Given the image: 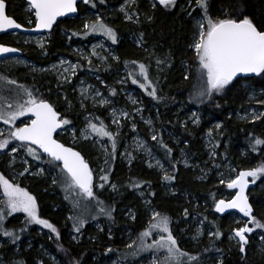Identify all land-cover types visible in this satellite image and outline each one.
<instances>
[{
  "label": "trees",
  "instance_id": "obj_1",
  "mask_svg": "<svg viewBox=\"0 0 264 264\" xmlns=\"http://www.w3.org/2000/svg\"><path fill=\"white\" fill-rule=\"evenodd\" d=\"M124 1L104 0V3L101 4L100 0H92L95 7L91 5H80L79 14L84 13L85 10H91L98 14L105 24L116 31L118 43L115 45V48L118 53L119 60L117 65L119 67L128 71L135 68L134 65L130 64L131 61L144 63L149 67V75L153 83H157L158 95L162 99L159 102L154 101L137 85L134 87L144 97L147 107L154 105L156 108L157 114L153 112L154 110H149V114L155 121V131L158 139L162 140L168 148L172 149L171 156L165 155V150L160 148L157 141L150 142V146L160 160L170 166L175 179L171 182H166L162 178L158 179L134 160L126 170L123 165L116 161V157L115 159H111L110 164L106 168L109 169V180H113L118 184L121 190L120 196L114 200H105L102 198L100 200L106 206L114 208V211H112V219L106 217L111 222L114 233L111 235L110 240H108L104 236L100 237L91 231L89 234L97 236L96 240H86L84 235L78 243H74L69 235L73 232V220H70L69 217L75 216V214L79 215L80 209L74 208L72 202L63 196L55 200L47 191L49 189V180L47 178L27 177L22 181L21 187H26V190L36 198L39 216L47 219L57 227L60 233V239L57 240L52 233L47 229L41 228L39 225H29L26 231H19L25 227V218L22 220V223L18 224V220L24 215L15 213L12 216L6 217L5 226L9 230L16 232L20 236L19 240H27L32 246L31 249L25 252L22 251L19 255L16 252L10 264H15L17 261H23V264H32L34 258L39 257L42 252L37 247L54 256L60 264H69L70 260H80L81 264H94L93 261L96 257L106 256L105 252L107 248L113 249L107 255L118 256L121 260L133 259V256L120 257L119 255L120 249L117 248V244L120 214L117 212V209L119 206L125 205L135 212L134 221L132 223L126 222V226L136 234H139L145 228L148 218L143 206L134 195L137 189L129 187L131 181L145 182L141 188L145 185L149 187L146 195L157 211L170 218V226L172 229L174 227L172 225L174 210L177 209L178 211L185 205L183 199L179 198V196L164 195L161 187L164 184H171L180 195L187 192L198 203L204 202L210 210H213L218 192L221 189H225V187L215 185L214 173L208 168L207 157L201 142L203 132L207 130L212 120L221 122L224 138L228 145V159L238 171L255 168L264 163V144L256 146L255 150H253L254 140L256 138L264 139V117H260L258 120L252 122L237 121L232 117H228L229 113L242 110L249 103L247 90L242 87V82H247L254 89L264 92V77L246 80L238 79L224 93L214 96L211 101H205L204 103L196 102L193 92L198 84V80L195 57L189 49V45L195 32L191 20L195 15L200 14L202 16V11L196 6L195 0H191L195 7L191 15H188V0H178L177 6L170 13L159 8L152 9V3L148 0H136V3L128 9L131 14L136 13L133 17H139V21L136 23L123 22L119 13H117L116 7ZM4 2L6 3L7 15L27 27L26 22L31 14L25 11V1L4 0ZM230 4H235L236 8L246 12L258 27H264V0H208L209 13L212 18H219L221 16V9L226 8ZM149 16L152 17L151 20L147 18ZM81 24L82 22L77 19L58 22L49 33V39L44 47L45 57L42 58L41 52H31L28 48L17 46L4 35L0 36V44L18 47L23 51V56L27 59L38 65H46L54 61L57 57L68 54L66 40L61 36L60 32L64 30L65 32L70 31L71 33L77 32L78 35L85 34V31H80V28H82ZM131 34L138 39L140 47H135L128 42L127 37ZM141 34H143L142 40ZM165 56L168 57V61L164 64L157 65V58L164 59ZM126 62H129L128 67L125 66ZM156 67L159 70L155 71ZM79 68L80 70L82 69L81 65H79ZM4 74L6 76H2L17 77L18 81L22 77L20 71H10ZM101 75L109 83L107 75L102 73ZM186 75L189 77L188 79L184 78ZM196 108L200 112V123L196 127L189 125L182 127L180 121L184 117L183 113L190 112L191 109ZM55 109L60 112L59 106ZM262 109L264 112V104L262 105ZM90 114L94 118H98L97 113L92 114L90 112ZM157 117L160 122L159 125L155 120ZM95 121L98 122V119H95ZM75 124L79 127V121H75ZM162 128L171 131L180 139L178 146H175L172 141L164 137ZM56 139L64 145H68L63 136L57 135ZM85 144L84 146L88 145L87 143ZM118 145L119 140L117 139V147ZM84 148L86 151L87 147ZM177 149H184L185 152H188L194 157L196 162L205 168L207 173L204 181L196 180L195 174L190 169H185L175 163V158L178 153ZM242 149L246 150L244 156H242ZM85 153L81 152L91 165L92 161L88 159V155ZM173 164H175V168L172 167ZM261 179L264 181V177H261ZM97 184L98 182L94 183V185ZM52 203L68 207L70 209V214L67 215L68 217L64 214V210L63 212L61 209L53 211L50 207ZM250 203L253 207L254 215L264 222V210L262 207L264 203V186L261 190L252 192ZM81 206L85 207L86 205L82 204ZM91 208L90 213L97 215L98 209L96 206ZM190 213L201 217L212 228L213 233L219 231L221 236L219 239L214 235L211 238H207L205 233L202 232L195 243L181 241L179 246L183 251L197 256L199 261L207 256L221 255V259L215 261L214 264H220V261H223V264H264V254L257 249L256 239H250L245 247L244 253H241L237 246H233L227 241V233L238 226L229 222L228 215L223 217L217 216V218L209 215L210 212L204 213L203 210L199 209L197 211L190 210ZM100 217L105 216L99 215ZM91 221L93 220L88 219L86 225L81 230L84 234L87 232V225ZM40 230L48 233L49 237L39 235L38 231ZM2 239L7 241V243L3 246V249H0V253L6 252L10 254L11 249L15 251V244L19 240L15 244H12L10 239L0 236V240ZM61 248L65 251H62ZM41 264L49 263L43 260ZM192 264H196V262H192Z\"/></svg>",
  "mask_w": 264,
  "mask_h": 264
},
{
  "label": "rangeland",
  "instance_id": "obj_2",
  "mask_svg": "<svg viewBox=\"0 0 264 264\" xmlns=\"http://www.w3.org/2000/svg\"><path fill=\"white\" fill-rule=\"evenodd\" d=\"M148 1L152 3V0ZM121 7H124L128 14L131 15L128 10L130 8L128 6V0H125L123 3L117 6L116 11L119 13L123 22L136 23L133 22L137 19L136 17H133L132 21H129L125 18L124 13L120 11ZM187 8L189 9V13L194 10L195 7L191 0L187 1ZM26 11L29 13L31 12L29 7L26 8ZM97 16L99 15L91 10H85L84 13H80L79 16L75 18L82 22V28H80V31H85L83 25L85 23H92L95 21ZM31 18H33L32 21H34L35 18L33 16ZM200 19H202L200 14L193 16L191 21L193 23L194 29L196 22ZM29 20L30 19L27 21V27H32L34 23H29ZM60 33L61 36L66 40L68 54L59 56L54 61L49 62L46 65L35 64L33 61L27 59L24 56L0 60V77H3L5 80L12 79L17 82L16 85H6L3 81H0V108H5V110H7L5 107L6 102L15 103L14 97L18 91L17 85H22L25 88L31 90L35 96L45 99L46 101L53 104L55 108L59 106V113L61 114V117L71 120L72 123L65 125L58 135L64 137L68 146H71L80 152H86L85 154L88 155V159L92 161V164L89 165L94 173L93 183L98 182L97 187L94 188V191L96 192L99 200L100 198L105 200L117 199L120 196L121 190L118 184L113 180H109V183L106 184L103 189L98 187V185L102 183V181L99 179L100 175L102 174L101 169L106 168L110 164V161L107 165L105 164V154L102 151L100 144H96L94 146L92 140H84L81 138L80 133L86 127L88 120H92L97 124H99V121H103L110 131L113 133H118L117 139L119 140V145L117 147V153L115 157L116 161L123 165L126 170L131 166L132 161L134 160L137 164L142 166L146 171L151 172L158 179L163 177L165 171H167L169 174H172L170 166L161 161L150 146V142H156L151 139L152 134L157 133L155 131V121L149 114V110H154L153 112L157 114L156 108L154 105H150L149 107L146 106L144 97L138 93V90L136 87H134L136 85H133L131 80L127 79L128 70L117 65L119 58L115 48L116 44H112L110 40H107L105 37L100 36L99 34H81L73 36L70 31L65 32L64 30H62ZM4 36L10 39L13 44L23 48H28L31 52H41V58L45 57L44 47L46 46L47 40L49 39V34L22 35L19 33H13ZM127 38L129 43L135 47H140V42L133 34L129 35ZM39 41H43V48L38 46ZM93 50H95L97 55H92ZM113 57H116L117 59H113ZM89 60L91 63H89ZM61 61H65L66 63L61 65ZM69 64L78 65L75 75H72L71 73H65L71 82L66 83L63 79L58 80L57 77L59 76L60 72L64 67H68ZM79 65L82 67L81 70ZM53 66L56 67L54 68ZM33 69H35V71H33ZM157 70H159L158 67H156L155 71ZM10 71H20V75H22L20 81H18L17 77H5L6 75L4 73H9ZM101 73L107 75L109 83L104 80ZM241 85L247 90L249 103L244 109L237 110L234 113H229L228 117H232L237 121H256L258 119H254V116L260 112H263V104H260L258 101L264 100V92L254 89L247 82H242ZM82 89H87V98L81 95ZM112 91H115V95L111 94ZM97 92H99V96L96 95ZM101 100H107L109 103L101 105ZM132 100H135L136 103H132ZM137 109H139V111H137ZM113 110L116 111L118 116H120L121 112L128 113L126 117L120 116L119 127L113 123ZM90 112H92V114H98V122L93 119L94 117L90 114ZM193 113L197 114L200 123L199 109H191L190 112L183 113L184 117L180 121L181 126L183 125L182 127H185L186 125L196 127V125H198L193 123ZM155 120L159 125L160 122L158 121V117ZM75 121H79V127H77L78 125L75 124ZM146 121H151V125H148ZM27 122H29V117L22 116L15 121L13 128L22 127ZM218 124L220 125L219 128L216 127ZM134 126L135 131L133 130ZM0 131H2L4 133V137H6L9 131L8 125L0 122ZM209 131L212 133L211 136L208 135ZM162 132L165 138H168V140L172 141L175 146H178L180 139L177 136L165 128H162ZM4 137H0V139H3ZM201 142L207 157L206 160L208 168L214 173V179L216 183L215 185L225 187V189H221L218 192L216 200L228 199L234 194V192H231L226 188L225 185L221 184L220 180L234 178L235 175H237L238 170L228 159V145L224 138V131L221 122L212 120L207 130L203 132ZM85 143L88 145L84 146L86 145ZM102 143L108 148V151L110 152V143L106 139ZM138 143H142L144 148L137 150ZM16 145H18V143L12 141L7 149L0 151V175H3L11 183L17 184L20 187L22 181L27 177L47 178L49 180V189H47L48 193L53 196L55 200H58L62 196L65 197V192L63 191L62 186L59 184H55L54 186L52 183L53 176L57 175L59 170L53 169L52 165L48 163L32 160L31 157L25 154L23 149H20L17 153L9 155L8 153L11 152V148ZM84 147H87L86 151ZM177 151L178 153L175 158V163L185 169H190V171L195 174L196 180L204 181L205 175L207 173L205 168L196 162L194 157L188 152H185L184 149H177ZM241 151L242 156H244L246 154V150L242 149ZM213 152L214 155H211ZM125 153H131L134 159L129 161ZM13 159H15V163L11 164L10 162ZM43 159L45 161L48 160L46 158ZM25 160L28 161L27 164L24 163ZM157 161H159V164H157ZM87 162L89 163V161ZM149 164L153 165V167H149ZM185 164H187V166H185ZM161 165L163 166L162 168ZM25 167H27L29 171L24 175H20ZM39 169L44 170L42 174H32L38 172ZM232 169H235L236 171H232ZM113 184L117 186V190L115 191H113L111 188V185ZM263 184L264 181L261 178L258 179L255 184H253V188L248 192L249 200L252 197V192L261 190L264 186ZM161 187L164 195H176L184 201L183 203L185 206H182L178 211L177 209L174 210V219L172 222V225L174 226L173 229L169 225L177 241L179 239L178 246L180 245L179 243L181 241H189L190 243L197 242L198 239H192V237L196 235L197 230H199L200 233L204 232L207 238L213 237V235H210V233H213L212 228L206 224L201 217L196 214H191L190 210H203L204 213L210 212L209 215L217 217L214 210L215 207L213 210H210L204 202L198 203L196 199L191 197L187 192H184L180 195V193L177 192L171 184H164ZM24 189L26 190V187ZM147 191H149V187L145 185L143 188L137 189L134 194L147 214L148 219L146 221L145 228L149 223L152 210H156V208H154L151 204V200L146 195ZM141 192L143 195H141ZM0 199H3L2 192H0ZM68 200L71 202L72 198L70 197ZM82 204L86 206L82 207ZM81 205L79 207V214L83 212L87 217V220L91 219V216L94 214L90 213V211L92 210L91 207L96 206L95 201L89 202L84 200L81 202ZM50 207L53 209V211L56 209H61L63 212L64 210V214H66V216L70 214V209L65 205L52 203L50 204ZM262 207L264 210V203ZM185 209H187V213L189 215L187 217L185 216ZM117 212L120 214V218L118 220L119 227L117 244V248L120 249L119 255L120 257L133 256L134 258L121 260L118 256L106 255L96 257L93 263L153 264L156 256H158L160 260H163L165 255L163 251L155 254L149 251L142 252L135 256L131 255V253L134 251V248L129 249L126 247V245L136 240L139 234H136L132 229L128 228L126 226V222L132 223L134 221L132 217H135V212L125 205L119 206ZM17 214L24 215L23 213ZM76 215L77 214H75V216ZM24 218V216H21L18 220V224L22 223ZM257 219L260 220L259 218ZM246 220V217H239L235 214L229 216V222L233 223V225H238L235 228L243 226V222ZM97 225L100 227L98 228ZM87 227L88 229L85 234L83 231H81L79 234L71 232L69 234L70 239L74 243H78L85 235L86 240L94 241L96 240L97 236L89 234L91 231H93L94 233L98 234V236H104L106 239L110 240L109 237H111V235L114 233L111 222L106 217L99 218V215L96 220L89 222ZM249 227H252V225H249ZM101 228L103 231L100 230ZM145 228L143 230H145ZM232 230L227 233V241L233 246H237L239 248L236 239H229V237L233 234ZM38 233L39 235L46 236L47 238L49 237L48 233L43 232L42 230L38 231ZM73 237H76V239H73ZM154 238H157L156 233H153V237L147 239L146 243L151 244ZM248 239L249 241L250 239H256L257 249L264 254V229H256L248 236ZM6 243L7 241H4L3 239L0 240V249H3V246ZM246 246L247 245H245V247ZM31 247V243L27 240H19L18 243L15 244V251L11 249L10 254H7L6 252L0 253V264H10V261L16 252H18L19 255L20 252L28 251L31 249ZM37 248L42 252L39 257L34 258L32 264H41L43 260H46L49 264H60V262H58L54 256L44 252L40 247ZM221 257V255L207 256L199 261V264H214L215 261H219Z\"/></svg>",
  "mask_w": 264,
  "mask_h": 264
},
{
  "label": "snow or ice",
  "instance_id": "obj_3",
  "mask_svg": "<svg viewBox=\"0 0 264 264\" xmlns=\"http://www.w3.org/2000/svg\"><path fill=\"white\" fill-rule=\"evenodd\" d=\"M177 2L178 0H153L151 7L154 10L159 8L170 13L177 6ZM28 3L31 14L35 18L34 21L30 19L29 23H34L35 27L24 29L21 24L6 15V5L4 0H0V32H6L9 29L51 32L58 18L74 14L78 10L77 0H28ZM83 3L95 7L92 0H83ZM100 3H104V0H100ZM135 3L136 0H128L129 7ZM195 4L202 11V19L196 22L195 32L189 45V48L194 53L198 80V84L193 92L195 101L198 103L211 101L214 96L224 93L237 77H250L253 75L264 77V27H258L253 22V19L246 12L236 8L235 4L222 8L219 18H212L210 15L208 0H195ZM120 11L124 13L125 18L129 21H132L133 16L136 15V13L129 15L124 7H121ZM147 18L149 20L152 19L150 16ZM138 21L139 17L137 16V19L133 22ZM83 27L85 35L99 34L110 40L112 44L118 43L116 31L105 24L99 16L96 17L94 22L85 23ZM72 35L75 36L78 33L73 32ZM142 38L143 34H141V40ZM38 46L43 48V41H39ZM19 51V49L14 47L0 45V56ZM92 55H97L95 50H93ZM113 59L117 58L113 57ZM167 61L168 57L165 56L164 59L157 58L156 63L157 65H161ZM65 63V61H61V65ZM89 63H91L90 60ZM128 63L126 62V67H128ZM130 64L134 65L135 68L128 71L127 79H130L133 85H137L152 100L159 102L162 97L158 95L157 83H153L149 75V67L137 61H131ZM53 67L55 68L56 66ZM77 67L78 65L72 64L64 67L57 77L58 80L63 79L64 82L70 83L71 81L65 73L75 75ZM184 78L188 79L189 77L186 75ZM0 81H3L6 85L17 84L15 80H5L3 77H0ZM17 88L18 91L14 97L15 103L6 102L5 107L7 110L0 108V122L9 127L6 137L0 131V137H4L0 139V151L7 149L12 141L19 142L18 145L11 148V152L8 153L9 155L23 149L25 154L31 157L32 160L52 165L53 169L59 170L58 174L53 176L52 183L62 186L65 192V199L71 197L74 208H79L81 202L84 200L89 202L95 201L98 215L112 219L114 208L106 206L103 201L98 199L94 191V188L97 187L93 183L94 173L87 160L80 151L65 146L55 138L58 130L62 129L65 125L71 124L72 121L62 118L53 104L43 98H38L31 90L22 85H17ZM111 94L115 95V91H112ZM81 95L87 98V89H82ZM96 95L99 96V92ZM258 102L264 104V100ZM100 103L104 105L109 103V101L101 100ZM132 103H136V101L132 100ZM127 115L128 113L126 112L120 113V116L126 117ZM22 116H28L29 122L25 123L23 127L13 128L15 121ZM112 116L113 123L119 127L120 116L116 114L115 110H113ZM260 117H264V112L256 114L254 119H259ZM192 119L193 123L199 124V118L196 113L192 114ZM146 123L151 125L152 122L146 121ZM216 127L219 128L220 125L218 124ZM133 130L135 131V126ZM117 135L118 133L110 131L103 121L97 124L92 120H88L86 127L80 133L82 139L92 140L94 146L100 144L105 154L106 165L111 159H115ZM208 135H212L211 131H209ZM105 139L110 143V152L102 143ZM151 139L157 141L160 148L165 150L166 156H171L172 149L168 148L162 140L158 139L157 134L153 133ZM262 144H264V139L256 138L253 150H255L256 146ZM143 148L144 145L138 143L137 150ZM125 155L129 161L134 159L131 153H125ZM211 155H214V152ZM44 156L48 157L47 161L43 159ZM10 163L14 164L15 159ZM24 163L27 164L28 161L25 160ZM157 164H159V161H157ZM149 167H153V165L149 164ZM172 167L175 168V164ZM28 171L29 169L25 167L20 175H24ZM43 171V169H39L38 172L32 174L40 175ZM232 171L236 170L232 169ZM101 173L99 179L102 183L98 187L103 189L109 183V169L102 168ZM249 177H251V181H249ZM261 177H264V163L255 168L240 170L234 178L220 180V183L225 185L227 189L235 191L228 199L215 200V212L224 214L229 210H235L242 217L247 218L243 222V226L232 230L233 234L229 237L230 240L236 239L241 253L245 252V245L249 243L248 236L256 229H264V222L258 220L254 215L253 207L249 203V196L246 194L249 183L255 184ZM162 179L166 182H171L175 179V176L165 171ZM143 183L145 182L131 181L129 187L139 189ZM111 188L113 191L117 190V186L114 184L111 185ZM0 192L3 195V199H0V236L10 239L11 243L15 244L20 239V236L5 226L6 217L12 216L14 213H23L25 227L19 231H26L29 225H39L41 228L47 229L52 233L57 240L60 239L57 227L47 219L39 216L37 200L27 190L17 184L11 183L3 175H0ZM141 195H143L142 192ZM98 215H92L91 219L96 220ZM187 215V209H185V216L187 217ZM132 218L135 219L134 216ZM69 219L73 220L72 231L78 234L87 223V217L83 212L76 216H70ZM169 225L170 218L168 216L163 215L159 211L152 210L145 230L139 233L136 240L126 245L129 249L134 248L131 255L135 256L149 251L155 254L163 251L165 253L163 260H160L156 256L153 264H192V262L199 264L197 256L183 251L178 246V241ZM249 225H252V227H249ZM97 227L99 228L100 226L97 225ZM100 230L103 231L102 228ZM153 233L157 234V238H154L151 244L146 243L147 239L153 237ZM200 234V231L197 230L196 235L192 239L197 240ZM210 235H214L219 239L221 233L217 231L210 233ZM73 239H76V237H73ZM61 250L65 251L62 248ZM112 251V248H107L105 255ZM15 264H23V261H17ZM69 264H81V261L70 260ZM220 264H223V261H220Z\"/></svg>",
  "mask_w": 264,
  "mask_h": 264
},
{
  "label": "water",
  "instance_id": "obj_4",
  "mask_svg": "<svg viewBox=\"0 0 264 264\" xmlns=\"http://www.w3.org/2000/svg\"><path fill=\"white\" fill-rule=\"evenodd\" d=\"M25 1V4L27 5V6H29L30 7V5H29V3H28V0H24ZM5 3V2H4ZM77 4H84L83 3V0H77ZM5 5H6V3H5ZM84 5H86V4H84ZM5 13H6V15H7V12H6V8H5ZM77 12L76 13H74V14H69L68 16H66V17H60V18H58L57 19V22H59V21H61V20H65V19H74V18H76L77 17ZM8 16V15H7ZM8 17H10V16H8ZM10 18H12V17H10ZM18 23V22H17ZM20 24V23H19ZM57 24V23H56ZM56 24H54L53 25V28H54V26L56 25ZM23 26V25H22ZM35 27V25L34 26H32V27H26V26H23V28L24 29H31V28H34ZM52 31V30H51ZM13 33H19V34H22V35H43V34H49L50 32L49 31H39V32H36V31H22V30H20V29H9L8 31H6V32H0V36H3V35H8V34H13ZM0 45H3V44H0ZM4 46H8V45H4ZM8 47H12V46H8ZM14 48H16V47H14ZM17 49H19V48H17ZM20 50V49H19ZM22 51L20 50L19 52H17V53H9V54H7V55H4V56H0V60H3V59H7V58H12V57H21L22 56ZM251 78H256V76H250V77H243V76H241V77H237V79L236 80H238V79H241V80H246V79H251ZM235 80V81H236ZM23 127V126H22ZM61 130L62 129H59L58 130V132H57V134H56V136L61 132ZM56 136H55V138H56ZM16 143H19V142H17V141H15ZM58 142H60V141H58ZM60 143H62V142H60ZM65 146H67V147H71V146H68V145H65ZM73 148V147H72ZM75 149V148H74ZM75 150H77V149H75ZM43 158H46V159H48V157H46V156H44ZM90 166V165H89ZM249 181H250V177H249ZM253 188V184L250 182L249 183V188L246 190V194L248 195V192L251 190ZM231 192H234L235 190H230ZM249 203H250V200H249ZM251 204V203H250ZM216 213V212H215ZM217 214V216H219V217H223V216H230V215H232V214H235V215H237V216H239V217H242L241 216V214L240 213H238V212H236L235 210H229L228 212H226V213H224V214H220V213H216Z\"/></svg>",
  "mask_w": 264,
  "mask_h": 264
},
{
  "label": "flooded vegetation",
  "instance_id": "obj_5",
  "mask_svg": "<svg viewBox=\"0 0 264 264\" xmlns=\"http://www.w3.org/2000/svg\"><path fill=\"white\" fill-rule=\"evenodd\" d=\"M80 5H84V4H77V9H78V10H77V13H78L77 16H79V6H80ZM27 7H29V6L26 5V8H27ZM29 8H30V7H29ZM25 11H26V9H25ZM26 13L30 14L31 12L29 13V12L26 11ZM31 17H32V15H30V17H29L28 19H31ZM33 17H34V16H33ZM65 20H70V19H65ZM61 21H63V20H61ZM59 22H60V21H59ZM57 23H58V22H57ZM26 25H27V22H26ZM23 26H24V25H23ZM32 26H34V24H33ZM60 115H61V114H60Z\"/></svg>",
  "mask_w": 264,
  "mask_h": 264
},
{
  "label": "bare ground",
  "instance_id": "obj_6",
  "mask_svg": "<svg viewBox=\"0 0 264 264\" xmlns=\"http://www.w3.org/2000/svg\"><path fill=\"white\" fill-rule=\"evenodd\" d=\"M74 19H75V18H74ZM70 20H72V19H70ZM12 47H13V46H12ZM16 48H18V47H16ZM19 49H20V48H19ZM20 50H21V49H20ZM21 51H22V50H21ZM22 53H23V51H22ZM22 56H23V54H22ZM22 56H21V57H22ZM216 215H217V214H216ZM218 217H219V216H218Z\"/></svg>",
  "mask_w": 264,
  "mask_h": 264
}]
</instances>
